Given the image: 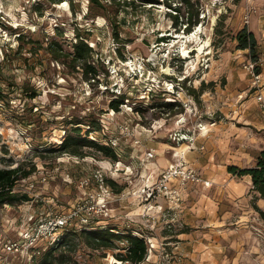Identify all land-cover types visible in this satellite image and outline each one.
I'll list each match as a JSON object with an SVG mask.
<instances>
[{"label":"rangeland","instance_id":"obj_1","mask_svg":"<svg viewBox=\"0 0 264 264\" xmlns=\"http://www.w3.org/2000/svg\"><path fill=\"white\" fill-rule=\"evenodd\" d=\"M193 1L191 10L198 15L192 20L197 21L187 30V8L180 0L134 8L121 7L122 0H99L105 7L97 0H0V166L35 167L15 188H29L32 197L38 194L33 201L37 211L68 210L86 195L80 181L90 178L89 190L93 189V173L105 169L117 199L111 217L95 215V220L121 230L137 228L153 241L159 249L143 264H183L186 259L193 260L191 264H264V220L247 214L245 202L235 203L238 198L228 190L235 177L227 168L255 165L264 149V115L243 67L249 51L237 48L235 39L244 26L264 29V0ZM77 30L89 34L94 45L91 61L100 68L96 80H89L71 57L57 60L46 49L55 38L72 51ZM161 36L167 38L158 41ZM120 93L126 98L117 111L111 102ZM76 120L83 121V135L92 120L91 128L96 129L88 137L98 142L118 137L117 158L92 145L81 147L83 155L60 147L74 132ZM200 121L207 123L208 133L187 159L213 184L203 187L175 180L179 196L160 202H219L218 210L205 205V213L196 207L184 216L169 207L149 221L118 220L117 202L142 205L134 191L178 161L174 152H186L188 147L174 136L198 132ZM148 149L156 153L150 160L145 157ZM31 183L34 186L27 187ZM252 186L245 193L251 205L257 200ZM124 188L126 196L119 199ZM23 204L0 206V264H28L21 254L4 250L5 242L18 236ZM242 214L245 219L237 222ZM212 215H225L227 222L205 223ZM74 224L67 226L64 241L54 245L46 264H111L125 253V239L116 240L118 249L95 248L89 233ZM221 225L224 231L209 228ZM182 231L190 234L180 237ZM192 250L195 257L187 254Z\"/></svg>","mask_w":264,"mask_h":264},{"label":"built area","instance_id":"obj_2","mask_svg":"<svg viewBox=\"0 0 264 264\" xmlns=\"http://www.w3.org/2000/svg\"><path fill=\"white\" fill-rule=\"evenodd\" d=\"M245 22L247 24L250 22L248 12L245 15ZM243 67L250 76L249 87L255 90L256 101L264 115V52L260 53L256 59L249 57L244 61ZM206 126L207 123L205 124L200 121L198 123V132H181L176 134L174 138H177L179 141H187L188 149H193L197 146L196 142L200 135L208 133ZM105 143L109 144L113 149H116L120 142L118 137H110ZM200 147L204 148L205 146L200 145ZM155 155L156 153L152 149H148L145 153L147 160L154 158ZM174 155H177L178 161L164 168L154 181L145 182L142 187L134 191V195L141 201L139 203L144 206L142 217L147 221L156 215L151 214L149 212L150 210H155L156 213H158L157 211L163 213L169 208L165 205V203L168 202H160V200H174L179 196V188H174L175 180H178L181 184L190 182H202L206 185L212 184L211 180L198 173L195 168L189 164L184 151L174 152ZM107 175L108 174L103 168L95 170L93 173V180L96 186L90 190L91 179H82L80 181V186L85 187L86 195L85 197L75 200L68 210L54 211L53 209H47L46 211H37L33 207V201L35 196L38 197V194H35L33 197L30 195L31 198L23 202L25 208L19 225L18 236L8 239L4 244V250L7 254H21L28 264H36V259L43 253V250L48 245L58 243L62 239V234L67 226L74 225L75 221L76 223H80V226L87 227L98 224L104 225V223H99L98 220H95V215L111 217L112 208L110 204L113 203V200L117 199L115 198L116 194L113 191ZM29 186L30 188L33 187L34 183L29 184L27 187ZM28 189L29 188L26 189L27 192H29ZM125 196L126 193L124 188L118 198L122 199ZM128 227H131L130 223ZM114 230L117 232H127L130 230L135 235L145 237L147 242V254L145 259H150L152 253L159 249L153 241L147 240V236L137 228L121 230L117 227L116 229L114 228ZM149 237L151 238V236ZM124 241L128 244L126 239ZM123 251L126 252V248H124ZM158 252L161 253L162 251ZM164 256L168 262L172 261V258L168 257V253H164ZM115 262H119V264L130 263L129 260L123 261L121 259H115L111 264H115Z\"/></svg>","mask_w":264,"mask_h":264},{"label":"trees","instance_id":"obj_3","mask_svg":"<svg viewBox=\"0 0 264 264\" xmlns=\"http://www.w3.org/2000/svg\"><path fill=\"white\" fill-rule=\"evenodd\" d=\"M53 3H60L63 0H49ZM98 3L102 7H105L106 4H103L97 0ZM117 0H106L108 2H116ZM181 5H185L187 8L186 12V26L187 30H190L191 23H195L197 20L193 22V17L198 15V12H193L191 8L194 6L193 0H180ZM160 0H122L120 2L121 7L132 6L133 8L137 5H143L150 3V6H153L154 3H158ZM170 4V3H169ZM178 7V6H177ZM181 9V7H178ZM175 13L176 23L178 22V10ZM118 27V26H116ZM114 37L117 41L120 40L118 29L116 30L115 25H113ZM184 28V30H185ZM89 34H83L80 30H77L75 33V42L72 43V51H67L64 49L63 45L59 42V40L53 38L48 41V45L46 47L47 51L52 54V57L57 60H62L63 57H71L73 63L82 66V71L86 73L87 78L97 79L99 75L100 68L97 64L92 63L91 58L95 54L94 45L91 44L88 40ZM166 36H161L158 41H163L166 39ZM235 39L237 40V48L239 49H248L249 55L252 59H256L260 55L259 50V41L256 37L255 33L248 28V26H244L239 29L235 34ZM119 48V47H117ZM119 50V49H118ZM120 51V50H119ZM120 55L123 56V53L120 52ZM193 91H196L193 89ZM194 94V93H193ZM1 95V91H0ZM126 98L125 93H120L117 95V98L111 102V107L115 110H120V104L123 103ZM165 104H172V102H165ZM73 122V121H72ZM83 123L82 120H76L73 122L74 132L68 134L61 144L60 147L67 148L69 151L75 154H82L81 147L83 145H92L95 146L97 150L102 151L103 153L111 156L112 158H117V154L114 149L107 143L98 142L95 139H91L88 137V132L92 131L96 128H91L93 121L90 120L89 130L86 131L85 135L81 133V125ZM94 125V124H93ZM100 127V126H99ZM83 155V154H82ZM228 171L233 173L236 176L242 177L244 175H251L252 180V188L256 191V198L262 197L264 198V149L259 152L257 155V160L255 165L241 167L235 164H229L227 166ZM35 170L34 166H30L29 168L22 163H19L13 167H2L0 166V206L4 204H14V203H22L31 198L29 192L17 190L16 184L21 178H27L32 172ZM113 183V182H112ZM253 206L256 211H258L260 217L264 220V209L253 203ZM73 226V225H72ZM76 226V224H74ZM83 227L86 233H89L88 237L92 243H94L95 248H116L117 244L116 240L126 239L128 241L126 248V252L118 254L119 259L121 260H129L130 263L137 264L143 261L147 254V242L145 237L135 235L132 231L128 230L127 232H117L114 230L117 226L110 225H94V226H81ZM68 229V228H66ZM62 234V239L58 242L59 244L64 241L65 231ZM58 243H56L58 245ZM55 244L50 245V247L45 250L42 254L43 259L39 264L50 263L49 258L53 256L54 250L56 249ZM38 264V263H37Z\"/></svg>","mask_w":264,"mask_h":264},{"label":"crops","instance_id":"obj_4","mask_svg":"<svg viewBox=\"0 0 264 264\" xmlns=\"http://www.w3.org/2000/svg\"><path fill=\"white\" fill-rule=\"evenodd\" d=\"M248 28L255 33L256 37L259 40V50L264 52V29H262V30L261 29H257L254 24H252V26H249ZM242 50H244L245 52L248 51V49H242ZM246 60H244V61H246ZM263 72H264V67H263ZM203 136H206V134L205 135H200V137L198 138V141L196 142V144L200 143V140H201V138ZM184 142H187V141H184ZM187 144H188V142L186 143V146H187ZM187 149L185 150L186 151L185 152L186 153V157L190 155L191 151L194 152L196 149L198 150V145L195 148L191 149V150L188 149L189 151ZM177 152H179V151H177ZM235 165H237V164H235ZM195 170L198 173L202 174L205 178L211 180V182L213 184V180H212L211 177L205 176L196 167H195ZM229 173H231V172H229ZM234 177L235 178H233V180L228 183V190H230L232 192V194L234 195V197H236V199L238 198L235 203L240 204L242 202H245L246 204H248V207L246 209L247 214L250 213V214H254V216L257 215V217H260L258 211L255 210L254 206L251 205L250 202H246L247 201V197H246L245 193L249 190L248 189L249 185L252 184L251 175L247 174V175L242 176V177H244V179H242V177H239V176L237 178L235 175H234ZM192 183L196 184L197 186H203V187L212 186V184L206 185V184H204L202 182H192ZM199 203H201V205ZM256 204L264 209V198H262V197L257 198ZM110 205H112V203ZM165 205H167V208L168 207H175L174 208V209H176L175 211H178L180 215H184L185 216L186 214H188L190 212L191 208H193L195 210L198 208L199 210H201V212L203 211V213H205V210H206L204 208L205 205H207L208 207L213 209V211L214 210L217 211L218 207H219L218 206L219 202H178V203L177 202H168V203H165ZM112 206H111V208H112ZM112 211H113V208H112ZM143 211H144V206L143 205H139V207H138L137 205H133V206L130 205V202L129 203L128 202H117V214H118L117 217H118V220H120V221H122L123 218L126 219V217H132L133 219L135 218L138 221H142V219H143L142 212ZM149 212L151 214H156L155 210H150ZM193 216L195 217L194 214H191V217H193ZM239 216L240 217H236V221L237 222H242L245 219V217H246L245 214H242V215H239ZM224 217L227 218V216H225V215L224 216L212 215V217H206L205 218V219H207V222L205 221V223H210V224L211 223H214V224L220 223L221 224V223H224V222L226 223L227 221L225 219H223ZM216 218H217V220H216ZM203 219H204V217H203ZM143 220H145V219H143ZM148 220H150V219H148ZM185 221H186V219H185ZM209 228H210L211 231H213V230L224 231L225 230V227L223 225L214 226V227L210 226ZM188 234H190V233H187V232H184V231L179 233L180 237L181 236L182 237H187ZM199 247H198V249H199ZM196 253L197 252L195 250L187 252V254H189L191 257H195L194 255ZM196 260H198V259L196 258ZM192 262H193V260L186 259L183 264H191ZM140 263H137V264H140ZM141 264H143V263H141Z\"/></svg>","mask_w":264,"mask_h":264},{"label":"bare ground","instance_id":"obj_5","mask_svg":"<svg viewBox=\"0 0 264 264\" xmlns=\"http://www.w3.org/2000/svg\"><path fill=\"white\" fill-rule=\"evenodd\" d=\"M195 35H196V34H195ZM197 38H198V37H197ZM202 48H203V46L200 47V49H202Z\"/></svg>","mask_w":264,"mask_h":264}]
</instances>
